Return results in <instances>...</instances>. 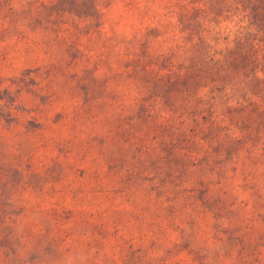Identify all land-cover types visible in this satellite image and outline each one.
Segmentation results:
<instances>
[{
	"label": "rangeland",
	"instance_id": "374dc122",
	"mask_svg": "<svg viewBox=\"0 0 264 264\" xmlns=\"http://www.w3.org/2000/svg\"><path fill=\"white\" fill-rule=\"evenodd\" d=\"M141 1L145 17L169 2ZM93 3L0 0V264H264V146L256 163L208 148L202 133L239 127L244 113L226 109L261 104L264 84L253 95V72L233 71L193 88L196 113L180 124L157 118L171 116L158 97L142 123L144 70L126 53L165 83L171 52L159 66L157 45L129 41L149 25L131 18L135 0L102 2L128 32L115 40L109 22L98 30ZM238 26L205 24L215 70L225 73Z\"/></svg>",
	"mask_w": 264,
	"mask_h": 264
},
{
	"label": "trees",
	"instance_id": "16d2710c",
	"mask_svg": "<svg viewBox=\"0 0 264 264\" xmlns=\"http://www.w3.org/2000/svg\"><path fill=\"white\" fill-rule=\"evenodd\" d=\"M103 1L94 0L93 3L94 16L99 18L98 23H100L97 26L98 30L102 29L106 22H109L111 24L110 39L115 40L119 36L127 38L124 35L128 32L125 29L124 31L118 30L113 19L107 18V11L102 6ZM151 3H145V5ZM167 4L164 6L158 3V8L153 13L148 11L149 6H147L144 14L148 16L145 17L140 11L144 7L143 1L135 0L136 11L132 12L131 18L134 17L137 20L136 23L146 20L149 25L145 28L134 27L131 29L128 33L129 41L138 39L143 41V45L149 46L151 43L157 45L160 52L157 55L156 63L159 66L166 58V53L171 52L173 57L169 60L168 68L174 78L171 77L172 80L169 79L164 83L158 81V78L157 81H154L156 76L147 67L144 60L142 61L143 58L136 49L131 48V51L128 50L126 53L132 63V69L139 77L140 66L144 70V94L147 101L141 102L137 113V118L142 123L150 122L152 119L150 98L158 97L170 106L171 116L167 115V111L159 110L154 112L157 113V118L167 121L166 118L169 117L173 124H180L183 117L196 113L191 103L192 89L201 87L202 83L209 84L212 81L218 83L220 79L224 80L225 84V80L227 81L233 71L237 75L253 72L256 76V79L251 80V84H256V91L253 95L261 92V89L259 92L258 88L264 84V0H169ZM234 20L239 26L234 31L231 41L234 48L231 49L225 60L226 64L222 70L225 73H222L215 70L212 64L218 53L211 51L212 46L203 35L204 26L209 22L221 25L224 21L232 22ZM244 23H247L246 27L243 26ZM247 26L252 32H248ZM169 43L171 46L166 48ZM117 51L119 52L120 49ZM149 52L147 54H150ZM165 68L167 67H160L159 73L161 69ZM152 80L154 83L151 84ZM205 81L208 82L205 83ZM249 83L248 81L243 82V86L235 90L247 91L245 88L246 85L250 86ZM243 93L244 99L251 98L249 93ZM250 103L253 106L235 105L226 109L228 115L235 112L244 113L243 125L240 122L239 127L237 125V127L231 128L230 125L219 123L205 127L202 131L205 146L221 148L223 155H232L236 151L246 152L253 161L258 163L259 148L264 146L262 139L264 135V101L258 105H255L252 100ZM223 155L221 157H224ZM221 157L214 161L216 163L214 166H210L212 171L218 168L222 169L224 162ZM223 221L226 222V219Z\"/></svg>",
	"mask_w": 264,
	"mask_h": 264
}]
</instances>
